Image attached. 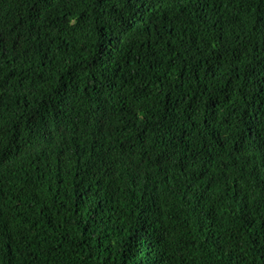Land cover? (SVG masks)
Returning a JSON list of instances; mask_svg holds the SVG:
<instances>
[{"label":"trees","instance_id":"1","mask_svg":"<svg viewBox=\"0 0 264 264\" xmlns=\"http://www.w3.org/2000/svg\"><path fill=\"white\" fill-rule=\"evenodd\" d=\"M0 264H264V0H0Z\"/></svg>","mask_w":264,"mask_h":264}]
</instances>
